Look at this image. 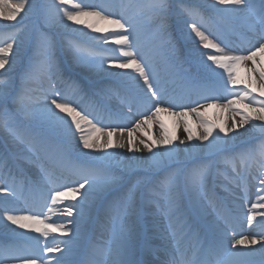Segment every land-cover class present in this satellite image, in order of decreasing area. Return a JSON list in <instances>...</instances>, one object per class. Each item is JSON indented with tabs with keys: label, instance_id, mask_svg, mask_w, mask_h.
Returning a JSON list of instances; mask_svg holds the SVG:
<instances>
[{
	"label": "snow or ice",
	"instance_id": "obj_1",
	"mask_svg": "<svg viewBox=\"0 0 264 264\" xmlns=\"http://www.w3.org/2000/svg\"><path fill=\"white\" fill-rule=\"evenodd\" d=\"M70 0H49L41 6L36 0H0V16L7 21H15L21 12L24 17L30 13H39L42 16L41 30H37L38 40L34 47L33 54L27 57V63L23 70L18 73L19 88L13 86L10 79L0 80V119H3L5 130L4 150L0 151V167L8 170V177L13 178L10 164L21 159L29 160L38 169L35 179L28 177L23 168H15V179L28 181L37 186L47 185L50 173L43 165V161L55 156L60 161L72 168L78 169V176L71 184H58L48 189L47 200L52 205L64 204L61 211L65 219L61 223H46L41 214H12L13 209L8 207V200H0V232H11L17 234L19 229H34L47 238L51 232H61L65 239L60 241L64 245L53 247L46 245L40 247L41 254H21L22 248L10 247L13 254L8 258L12 264H79V261L72 259V254L77 245L82 243V232L87 227L94 213L103 205L108 190L120 181L112 168L113 151L110 149H127L130 152L147 150L155 157L154 148L157 145L164 146L160 157H167L168 160L176 159L174 141L179 140L178 136H169L166 133L161 135L159 140H152L151 143L144 139L137 141L133 139V133L142 125L153 120L155 115L161 112H170L174 116L184 117L189 114L198 115L199 109L211 106L228 108L232 113V122L226 127L216 131L217 126L201 118L200 126L203 131L196 139L199 143L193 146L190 142L194 138L191 128L186 121H180L184 131L187 133L181 144L188 148H199L201 152L208 155L193 165L191 169L177 174L169 170L165 175L163 183L167 186L169 207L175 211L169 213V227L172 234L168 239L179 236L185 230L189 231L194 225L186 220L187 211L182 204L183 193L180 181H185L184 187L189 191H202L207 189L212 170L229 159V154L245 158L250 156L253 148H242L235 153L232 145L250 135L257 127L264 131V70L259 71V95L254 94L251 83L244 87L237 88L241 82L236 77V68L242 62H256L258 53H264V0H261L257 8L255 0H155L150 6V16L146 19L121 16L119 19H112V13L104 15L105 9L92 4L77 5L75 10L62 8L68 5ZM99 8V10H97ZM205 13H209L207 21ZM241 14L246 19L253 21L258 30L257 44L249 49L247 55H229L228 41L220 29L227 27L225 20L236 19ZM96 16L110 19V22L117 26L119 33H113V41L122 52L118 59H105L100 57L96 60L87 59L80 54L79 50L71 41L62 39L66 22L82 24L81 17ZM22 17V19L24 18ZM155 18V33L158 40V48L164 51L173 60L178 62L179 56H184V63H192V54L198 51L201 54V64L198 76L187 78L188 70L183 74H177L184 87L196 91L198 99L197 107H185L181 111H175L177 107H183L175 102L174 98L168 97L165 81L162 79L153 57L145 54L142 44V29ZM172 20L171 25L169 21ZM72 24H67L69 29ZM93 28V25H87ZM213 29H216L215 31ZM83 31V29H78ZM93 39L109 43V37ZM14 45L19 48L20 43L15 39L0 47V70L6 66L12 68L16 63V56L13 55ZM223 45V47L221 46ZM67 50L72 54L70 62L58 60V56ZM81 68L79 73L72 72V65ZM43 71L49 78V88L43 93L44 103L37 108L30 100L28 85L34 74ZM256 72L255 67L251 68ZM7 74L5 73V76ZM66 77L64 83L71 82V85L89 103L95 104L97 111L108 114L109 118L115 113V109L108 102L113 95L126 103L131 109L132 104L139 98L146 104L154 107L153 115H145L144 119L135 124V128L115 125H106V138L100 142L98 136L84 134L82 122L91 125V132H102L104 129L96 127L101 121L96 114L85 111L83 105L77 100L67 96L62 87L58 88L53 81L60 82L61 76ZM232 86V87H229ZM223 92L231 98L226 103L219 104ZM212 101V103L200 104L199 101ZM167 103V107L162 106ZM243 104V109L234 107ZM118 107V106H117ZM251 109V112L246 111ZM255 113V116H253ZM92 116V119L89 118ZM239 117V119H236ZM37 121L38 127H29V122ZM95 121V123H94ZM254 121H260L257 125ZM250 125V127H245ZM161 129L164 125L160 123ZM243 128L241 132L238 129ZM215 131V136L213 133ZM127 133L126 138L124 133ZM232 132L234 136L225 140L221 133L227 135ZM119 133L115 145L112 136ZM55 138V140L52 139ZM213 139L210 140L209 138ZM73 140H76L83 150H97L99 155L92 156L84 162H75L70 158V148ZM204 142H208L205 144ZM261 155L264 156V143L260 145ZM29 153L31 155L29 156ZM123 155V153H116ZM208 157H211L209 159ZM129 164L155 169L159 166L160 160H145L142 157H127ZM153 184L147 180L145 186ZM258 193H264V167L257 175ZM15 187L5 184L0 188V193L14 195ZM70 197L69 202L64 198ZM77 197H80L77 200ZM123 207L128 220L133 221L115 232L106 247V258L100 257L88 262V264H158L151 257L155 250L149 243L142 240L138 233L134 218L137 213V201L134 195V186L129 188L128 194L123 200ZM191 203V202H190ZM264 207V196H260V203L253 204L252 208ZM51 211V209H50ZM261 215H264L262 213ZM218 219L213 222L212 238L203 246H199L191 256L185 251L182 244L173 248V253L180 250L182 260L174 257L165 260L162 264H246L243 259L247 252L240 248L241 245H257L259 251L264 253V233L258 235L229 237V220L227 212L217 206ZM222 218L224 223H219ZM255 218L254 214L248 216L251 224ZM45 224L41 229L36 225ZM15 226V227H14ZM39 242L41 236L33 237ZM227 240V243L225 241ZM252 252L257 249L252 248ZM46 254H52L51 259ZM59 253L60 255H55Z\"/></svg>",
	"mask_w": 264,
	"mask_h": 264
},
{
	"label": "bare ground",
	"instance_id": "obj_2",
	"mask_svg": "<svg viewBox=\"0 0 264 264\" xmlns=\"http://www.w3.org/2000/svg\"><path fill=\"white\" fill-rule=\"evenodd\" d=\"M12 2H15V0H12ZM36 2H38V0H36ZM33 14L34 13H30L27 17H24V13L21 12L20 16H18L15 21H7V20H4L2 16H0V28L10 27L11 30L16 29V28L18 29L22 28L23 30V33L21 34L19 33V37H22V39L16 40L17 43H21V47L17 48L14 45V49H13V55L16 56V63L15 65L12 66V68H9L8 66H6L4 70H0V74H2V78L0 79H6L7 77H9V79L13 81L15 77L17 76V71H19V69L22 66L23 54L26 51L24 36L28 37L30 35V31L32 30V23L30 21V18L33 17ZM22 17L24 18L22 19ZM243 18H244V15L241 14L237 19H243ZM80 19L81 21H83L82 24H74L73 22H66L65 27L62 29L63 33L68 34L71 37H74L77 34L83 35L85 38L98 43L101 47H107V48L113 47L115 49L116 47H119L113 41V33L114 32L119 33V29L117 28L116 25L108 21H103L100 23V21L98 20L96 16H86V17H81ZM27 21H30V23L25 24V22ZM67 24H72L73 25L72 28L69 29L67 27ZM89 24L93 25V28H87V25ZM78 29H83V31L82 32L78 31ZM97 35H100V37H105V36L109 37V43L105 44L102 42V40L93 39L94 37L100 38V37H97ZM64 52H65V61L70 62L72 60V54L66 50H64ZM173 64L176 66H172L170 62V66H167L164 69L165 77L169 78V80H172L171 78L172 73L175 71L176 68L180 66V62L175 61ZM252 67H255L257 71L252 72L251 71ZM72 68H75L76 70L79 69L74 64L72 65ZM236 70H237V73L239 74V77L237 79L241 82L240 84H238V87L239 88L244 87L245 85H248L249 83H251L254 94L259 95V71L264 70V53H258L255 63H253L252 61L247 62V64L242 62L241 64L237 66ZM5 73L7 74L6 76H5ZM42 73L43 71L38 70L34 74L32 80L39 77ZM48 82H49V79H48ZM0 87H3V85L0 84ZM234 107L243 109V104L235 105ZM246 111L251 112V109H246ZM253 116H255V113H253ZM232 117H233V113L228 108H224L220 106L204 107L200 109L198 115L189 114L188 116H184V117L174 116L170 112H161L158 115H155L153 120H150L146 124L142 125V128L140 130L134 131L133 139H136L137 141H139L140 139H144L147 142L151 143L152 140L158 141L160 136L165 133L169 136L175 135L179 137V140L174 141V145H173V147L178 145L176 149V152H177L176 159L187 160V159H192L193 157H196L198 155L206 156L208 154L206 152L202 153L199 148H196V147L188 148L185 146V144L180 143V140H183L187 135L180 121H186L188 127L192 129L194 138L190 143L193 146H195L199 143L196 137H198L199 134L203 131L202 127L200 126L201 118L206 119L209 123L215 124L217 126L216 131H219L221 128L226 127L228 124L232 122ZM236 119H239V117H236ZM254 122L257 125L262 123L260 121H254ZM31 123L33 124V122ZM160 123L164 125L163 129H161ZM82 127L84 128V133H86V131L91 132V125H87L82 122ZM245 127H250V125H246ZM238 130L241 132L244 131L243 128L238 129ZM261 131L262 130L259 129V127H257L253 132H251L250 135L245 136L240 141L234 142L232 147H235L234 145H237L238 143L252 139L253 137H259V134L261 133ZM91 133L93 137L98 136L100 138L101 143L106 138V135H105L106 132H97V133L91 132ZM119 135L120 134L116 136L114 135L112 136L113 145H115L117 139L119 138ZM123 135L126 138L127 133L125 132ZM213 136H215V131L213 133ZM221 136L225 140H227L229 139V137L234 136V133L229 132L227 133V135H225L224 133H221ZM209 139L212 140L213 138L210 137ZM204 143L207 144L208 142H204ZM163 147L164 146L158 144L157 147L154 148V152L156 153L155 157H153L152 153H149L147 150H144L143 152H140V151L130 152L127 149H123L125 150L124 153L119 152V153H123V155L113 156V158H115L114 164H117V168L120 171H127L129 173L133 169H135V167L144 168L142 166H137L135 164H129L127 160V157L129 156L142 157L145 160H148L149 158H151L152 161L155 159H159L161 161L160 165H166L168 161L167 157L166 156L160 157V152ZM112 150H115V148L113 147ZM145 169L148 171H158L159 168L149 169L148 167H145ZM124 182H125V179L123 180L120 179V181L114 184L113 187L120 186ZM125 186H120V187H125ZM157 191H158L157 189L151 190L150 188L148 189L147 192L143 190L138 202L141 204H144V210L146 213L145 218H148V225L151 228H153L154 232H156L157 234H161V235H166V232H167L169 236V234L171 233V230L169 227L170 222L159 220L148 208V206H150L149 196L151 194H155ZM79 199L80 197H77V200ZM260 209L262 211L256 212L255 218L252 220L251 224L247 223V221L244 223V227L246 228L247 231H249L247 234V236L249 237H251L254 234L255 230H257L258 227L261 228L262 225H264V215H261L262 213H264V207H261ZM139 217H140V213L136 214V217L134 218V222H136L137 219H139ZM137 231L141 236L142 235L141 231L139 229H137ZM239 247L244 249V251L248 253V255L243 257L246 263H258V264L264 263V253L259 251V244L254 245V246L253 245H241ZM252 248L257 249V251L252 252L251 251Z\"/></svg>",
	"mask_w": 264,
	"mask_h": 264
},
{
	"label": "rangeland",
	"instance_id": "obj_3",
	"mask_svg": "<svg viewBox=\"0 0 264 264\" xmlns=\"http://www.w3.org/2000/svg\"><path fill=\"white\" fill-rule=\"evenodd\" d=\"M40 1V0H39ZM155 2V0H150V1H148L146 4H147V6H149L150 5V3L151 2ZM47 3V0H44V2H42V3H40L41 4V6H43L44 4H46ZM33 19H34V23L36 24V23H39L40 21H42V16H41V14H39V13H36V15L35 16H33ZM22 29V28H21ZM28 39V38H27ZM27 39H26V41H27ZM28 42V41H27ZM27 44V43H26ZM36 124L38 125V122L36 121ZM90 135H91V132L89 133ZM84 151H86V153H87V156L89 157V159L91 158L90 156H89V153L91 152V155L92 156H95V155H99L100 154V152L99 151H97V150H84ZM110 151H113V153H114V156L116 155V153H119V152H125V150H123V149H117V150H110ZM115 160V158H113V161ZM156 160V159H155ZM155 160H153V161H155ZM173 163H175V162H173Z\"/></svg>",
	"mask_w": 264,
	"mask_h": 264
}]
</instances>
